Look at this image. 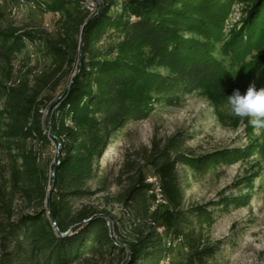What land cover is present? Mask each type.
I'll list each match as a JSON object with an SVG mask.
<instances>
[{"label": "trees", "instance_id": "trees-1", "mask_svg": "<svg viewBox=\"0 0 264 264\" xmlns=\"http://www.w3.org/2000/svg\"><path fill=\"white\" fill-rule=\"evenodd\" d=\"M31 1L61 31L44 40L50 71L31 81H16L15 61L41 39L0 31V264H161L177 250L186 256L179 264H212L209 233L237 202L185 206L184 192L243 152L196 157L177 133L111 179L100 160L156 107L200 91L227 100L264 88V0H100L93 15L85 0ZM236 5L242 18L228 27ZM58 78L70 84L56 97ZM51 144L60 145L53 163L41 152ZM148 176L168 203L153 211ZM115 206L125 214L116 218Z\"/></svg>", "mask_w": 264, "mask_h": 264}, {"label": "rangeland", "instance_id": "rangeland-1", "mask_svg": "<svg viewBox=\"0 0 264 264\" xmlns=\"http://www.w3.org/2000/svg\"><path fill=\"white\" fill-rule=\"evenodd\" d=\"M85 1L90 15L98 11L100 0ZM241 16V8L236 5L228 27L239 24ZM60 27L56 16L31 0H0V31L31 33L41 39L18 55L16 81L24 77L31 81L35 75L50 71L51 59L45 56V41L55 42ZM78 43L81 44V38ZM75 74L74 67L70 78ZM56 81L57 97L70 83L65 78ZM47 114L48 109L42 111L43 126ZM177 133L186 134L189 139L186 148L196 157L222 150L244 153L240 159L192 181L190 189L184 192V203L185 206L202 205L224 196L237 202L230 212L218 216L209 233L211 243L218 249L212 264H264V130L258 132L248 118L232 115L226 99L213 98L209 92L200 91L186 96L177 107H156L146 120L129 124L114 145L103 153L100 160L103 177L111 179L124 163L138 161L153 141L163 142ZM41 152L53 163L58 160L60 145L51 144ZM116 192L117 188H113L108 194ZM105 195L100 194L98 199ZM113 213L116 218L125 214L120 206H115ZM108 225L114 234L113 224L108 222ZM185 257L184 251L177 250L169 259L170 264L183 263Z\"/></svg>", "mask_w": 264, "mask_h": 264}, {"label": "clouds", "instance_id": "clouds-1", "mask_svg": "<svg viewBox=\"0 0 264 264\" xmlns=\"http://www.w3.org/2000/svg\"><path fill=\"white\" fill-rule=\"evenodd\" d=\"M231 114L238 118H248L252 127L264 130V88L257 90L255 85H250L245 94L235 90L227 97Z\"/></svg>", "mask_w": 264, "mask_h": 264}, {"label": "built area", "instance_id": "built-area-1", "mask_svg": "<svg viewBox=\"0 0 264 264\" xmlns=\"http://www.w3.org/2000/svg\"><path fill=\"white\" fill-rule=\"evenodd\" d=\"M149 182L151 186V194L154 196V204L152 207V211L156 209L157 207L165 206L164 203H161V196L157 190V180H155V176H148ZM170 264V261L169 263Z\"/></svg>", "mask_w": 264, "mask_h": 264}, {"label": "bare ground", "instance_id": "bare-ground-1", "mask_svg": "<svg viewBox=\"0 0 264 264\" xmlns=\"http://www.w3.org/2000/svg\"><path fill=\"white\" fill-rule=\"evenodd\" d=\"M155 180H157V178L155 177ZM146 182L148 183V184H150V182H149V177L147 178V180H146ZM157 190H158V192H159V194H160V196H161V203H164V205L166 206L168 203H167V201L164 199V197H163V195H162V191H161V189H160V184L158 183V180H157ZM160 232H162V229L160 230ZM169 259H166L164 262H162L161 264H168L169 263Z\"/></svg>", "mask_w": 264, "mask_h": 264}, {"label": "water", "instance_id": "water-1", "mask_svg": "<svg viewBox=\"0 0 264 264\" xmlns=\"http://www.w3.org/2000/svg\"><path fill=\"white\" fill-rule=\"evenodd\" d=\"M78 48H79V50L81 49V44H79ZM43 127L45 129V126H43ZM53 172H54V170L51 173L52 174L51 178L53 177ZM49 194H50V190H49ZM49 220H50L51 224L55 227V223H54L53 219L50 217Z\"/></svg>", "mask_w": 264, "mask_h": 264}]
</instances>
